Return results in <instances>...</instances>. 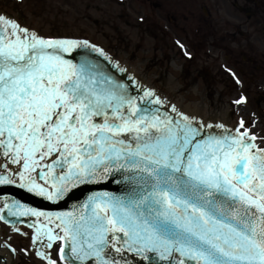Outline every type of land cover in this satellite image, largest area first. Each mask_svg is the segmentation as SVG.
Returning a JSON list of instances; mask_svg holds the SVG:
<instances>
[{
	"label": "snow or ice",
	"instance_id": "snow-or-ice-1",
	"mask_svg": "<svg viewBox=\"0 0 264 264\" xmlns=\"http://www.w3.org/2000/svg\"><path fill=\"white\" fill-rule=\"evenodd\" d=\"M89 48L103 55L0 14V185L18 177L53 202L100 180L120 194L94 192L82 210L55 213L13 200L0 214L36 217L34 245L60 241L58 259L37 247L47 264H264V148L243 121L231 130L162 111L153 91L134 93L136 81Z\"/></svg>",
	"mask_w": 264,
	"mask_h": 264
},
{
	"label": "flooded vegetation",
	"instance_id": "flooded-vegetation-1",
	"mask_svg": "<svg viewBox=\"0 0 264 264\" xmlns=\"http://www.w3.org/2000/svg\"><path fill=\"white\" fill-rule=\"evenodd\" d=\"M26 1L29 0H0V3L20 4ZM64 2L80 4L81 12H85L82 19L96 28V35L103 38L113 34L124 35L120 44L125 47L142 49L149 45L146 48L159 50L164 57H167L164 51H173L174 55L183 59V65L188 63L185 66L186 75L205 82L207 97L231 99L234 112H238L239 107L243 110L252 100L256 112L251 119L246 115L243 118L238 116L237 124L232 122V126L239 128L243 121L240 131L247 129L248 134L258 142L264 139V135L256 130L260 122L257 111L264 110V0ZM90 12L98 13L99 19L92 18ZM1 14L5 15V12L1 11ZM17 16V23L25 28V16L22 12ZM115 45L108 48L122 49ZM182 49L192 54L183 58ZM200 54L204 56V62L199 59ZM241 96L245 98L243 103H235ZM32 236L29 231L16 236L21 244H26L27 249L9 245V255H6L10 256L9 264H47L43 257L36 254L40 246L45 254L58 259V252H52L56 245L51 249L38 243L34 245Z\"/></svg>",
	"mask_w": 264,
	"mask_h": 264
},
{
	"label": "rangeland",
	"instance_id": "rangeland-1",
	"mask_svg": "<svg viewBox=\"0 0 264 264\" xmlns=\"http://www.w3.org/2000/svg\"><path fill=\"white\" fill-rule=\"evenodd\" d=\"M1 11H4L8 17H12V19L14 20L18 19V18H15V16L18 17L17 13L22 12V14L25 16L24 18L25 28L26 27L31 28L33 32H35L36 34H39L41 37L79 38L81 40L87 41L88 43L102 45L103 47L105 46L106 48L116 46L115 44H117L118 47L122 48L121 50L126 51V54L128 55V60L130 59V57L132 58L131 59L132 64L135 66H137L138 62L141 61V59L143 58V56H141L140 49H137L135 47L128 48V46L125 47L124 45L120 44V42H122V38L124 35L117 36L113 34V35H109V38L108 37L103 38L104 36L96 35L95 34L96 28H94L92 24H90L89 21L82 19V13H85V12H81L80 4L75 3V2L67 3V2H64V0H59V1L58 0H29V1H26L20 4L0 3V14H1ZM90 15H93L92 18L99 19L98 13L90 12ZM36 30L38 31V33L36 32ZM146 47H149V45ZM147 49L150 50V52L148 53V56L154 57L157 55L158 51L154 49L151 50L150 48H147ZM164 53L168 55V54H172L173 51H168V52L164 51ZM186 54L190 55L192 53L188 50L185 51L182 49L181 55L183 58L185 57ZM199 56H200L199 59L204 62V56H202V54H200ZM182 62H183L182 59L180 60V63L178 62L180 66L182 65L181 64ZM186 64L182 65V72H183L182 78L187 76L184 72L186 68L185 67ZM196 65H199V64L196 63ZM157 66L160 69L161 67H164L166 71L169 69V67L164 61L163 64H161V66L160 64L158 65H156L155 63L151 64L148 67L149 70L147 73L149 75H154L157 72V68H156ZM170 71L172 70L170 69ZM187 77L188 78L183 79L181 82L184 88L182 89L181 93L176 96L179 99L184 98L181 100L183 102L185 101V104L199 102L202 96H199V95L195 96L193 93H190L188 96L182 97L184 95L183 92L188 91L190 88V85L195 82L198 85L200 92L204 93L203 88L205 87V82L199 79L190 78L189 76ZM155 85L159 87L158 84H155ZM168 95L172 97L171 100H174L173 94L170 93ZM208 99L210 103H206L207 102L206 101L204 102V104H207V105L209 104L211 110L213 109L212 105L214 102L217 103L216 106L218 107L226 106L227 110L231 114V117H232L231 120L235 124H237L238 122V116H241L243 118L244 115H246L247 117H249V119H251V117L253 116V113L256 112V108L253 105L252 100H250L249 104L245 105V108L243 110H241L239 107L237 110L238 112L236 111L234 112V108H232L231 99H216V98H209V97ZM263 106L264 105H262V107ZM247 110L250 111V115L247 114L248 112ZM190 115L191 114H189V116ZM257 117H260V122L258 123L256 130H259L258 132L264 135V110H259V112L257 111ZM260 141L264 142V139ZM260 141L259 142L257 141L256 145L259 146V148H264V143L261 144ZM8 238L11 241L10 246L19 245L22 249H27L26 244L24 245V242L21 244L19 240L17 239V237H15L13 234L8 235ZM56 250H57V247L55 251H53L54 254Z\"/></svg>",
	"mask_w": 264,
	"mask_h": 264
},
{
	"label": "water",
	"instance_id": "water-1",
	"mask_svg": "<svg viewBox=\"0 0 264 264\" xmlns=\"http://www.w3.org/2000/svg\"><path fill=\"white\" fill-rule=\"evenodd\" d=\"M10 18L12 19V17ZM27 29L33 32L31 28H27ZM88 51L91 53L93 58L99 60L101 64H103L108 69V71L112 72L115 76L123 77L125 82H129V83L131 80L136 81V84L131 85V88L134 93L138 90L137 86H142L132 75H130L120 66L115 64L104 54L100 55L99 53L92 51L91 48H89ZM76 54L78 53L76 52V50H74L73 54H65V55H66V58H73L74 55ZM121 69L123 70L122 72L120 71ZM140 95H142V93H140ZM158 97H160V94L158 95ZM162 100L166 101V99H162ZM160 107L162 111L170 110V108L163 105V103L160 105ZM184 114H187V113H184ZM200 122H204V121H200ZM252 143L255 144V141H252ZM4 165H5V161L3 159H0V174H4V167H2ZM7 168H8V174H11V171L16 168V165L14 164L7 165ZM15 179L16 181L15 182L13 181L12 184L0 185V207H3V204L6 202L11 203L13 200H16L19 203L23 204L25 207L34 208L38 211H43L46 213L47 212H52V213L71 212V211L82 210V208H80L79 206L82 205L83 201L87 198L88 195H91L94 192L107 191L112 194L119 195L120 190H121L120 187L117 185V183L109 182L107 180H100L98 182H86L84 184H77L75 187L70 188L58 201L53 202V201H49L44 196H40L36 194L35 192L28 191L26 188H21L19 186L18 177H16ZM38 183H43V182L38 181ZM0 215L5 216V219H0V224H3L9 227L11 230L17 231L18 227H24L26 229L32 230V232L34 233V228L31 227L30 225L33 224L34 222H37L36 217H33L31 215L21 216V217H8L6 213L0 214ZM39 222H44L43 217L39 218ZM54 232H57V230ZM7 242L11 244V241L9 238ZM55 249L52 250V252L55 251ZM4 251L5 249L2 250V253H4ZM150 255H153V254H150ZM127 256L130 259L132 258L130 253L127 254ZM135 259L140 260L141 258L136 257ZM5 264H9L7 258H6Z\"/></svg>",
	"mask_w": 264,
	"mask_h": 264
},
{
	"label": "bare ground",
	"instance_id": "bare-ground-1",
	"mask_svg": "<svg viewBox=\"0 0 264 264\" xmlns=\"http://www.w3.org/2000/svg\"><path fill=\"white\" fill-rule=\"evenodd\" d=\"M129 70L134 72L135 75L140 74L139 68L137 70H133L132 68L129 67ZM141 81L143 82L145 80L144 77H140ZM170 82L168 84H173L176 85V82H173L170 78H168ZM150 87H152V84H149ZM160 97L162 99H169L167 96H165L162 93H159ZM171 100V99H170ZM174 104L178 108V110L182 113H187V114H193L194 117L199 119V121H208L211 124H225V125H231L230 120L228 118V112L226 107H216L213 110H210L205 104H203V100L200 102H196L193 104H184L182 100H174ZM192 107V108H191ZM6 255H9L6 250L4 251ZM8 262L10 263V256L7 257Z\"/></svg>",
	"mask_w": 264,
	"mask_h": 264
}]
</instances>
